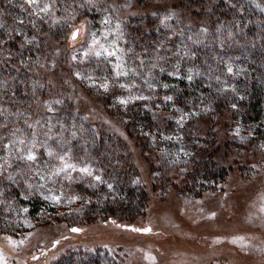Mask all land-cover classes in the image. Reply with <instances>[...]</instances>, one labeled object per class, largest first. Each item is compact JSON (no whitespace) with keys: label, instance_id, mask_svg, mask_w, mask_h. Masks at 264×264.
<instances>
[{"label":"rangeland","instance_id":"1","mask_svg":"<svg viewBox=\"0 0 264 264\" xmlns=\"http://www.w3.org/2000/svg\"><path fill=\"white\" fill-rule=\"evenodd\" d=\"M102 2L109 12L97 19L75 11L59 12L56 2L48 13H40L49 31L53 23H64L65 29L60 36L43 33L49 57L26 65L37 78L26 101L0 99V158L5 157L3 145L13 139L16 129L21 130L17 137L26 141L35 133L38 145L35 161L18 159L13 149L11 166L5 164L0 171V264H56L68 257L76 261L88 250L107 264H264V117L245 119L237 104L241 97L235 92L228 100L229 114L217 102L165 100L162 93L157 95L164 85L155 72L164 64L167 67L163 58L169 42H159L156 51L149 50L152 59L147 61L141 57V44L128 47L129 38H124L138 17H156L158 25L168 29V37L194 30L214 42L223 36L232 38V28L209 18L218 0H149L144 5L137 0ZM228 2L264 24V0ZM38 4L46 3L38 0ZM29 6L35 14L36 9ZM165 16L170 18L161 23ZM105 17L108 24L102 23ZM76 29L81 30L73 39ZM134 40L135 36L130 42ZM113 41L119 61L100 48L103 44L112 51ZM133 48L138 49L131 53ZM96 51L102 54L97 56ZM228 61L232 60H226L229 68ZM117 63L127 75H116ZM165 74L173 82L186 79L174 69H166ZM106 81L107 90L100 87ZM121 98L128 102L121 103ZM138 109L151 123L134 129ZM211 116L220 121V127L209 124ZM190 124L203 142H192L196 138L188 135ZM237 128L245 139L235 134ZM207 131L222 141L211 147H215L213 152L207 146L211 159L227 171L202 178L194 173L201 162L196 145L206 146ZM112 141L115 161L108 170L106 152ZM105 144L106 152L97 156ZM59 156L76 165V170L66 169L49 178L61 166ZM84 167L92 175L81 172ZM40 175L45 176L43 181ZM117 183L146 192V204L136 210L120 208L129 201L118 194ZM12 188L20 190L17 198L23 201L8 193ZM32 196L45 203L35 215L24 205ZM53 196L59 201L46 199Z\"/></svg>","mask_w":264,"mask_h":264},{"label":"trees","instance_id":"2","mask_svg":"<svg viewBox=\"0 0 264 264\" xmlns=\"http://www.w3.org/2000/svg\"><path fill=\"white\" fill-rule=\"evenodd\" d=\"M43 1L50 5L56 2L59 12L60 10L62 12L75 11L89 16L92 15L94 19L103 17L104 13L109 12V9L102 2L104 0H91V3H89V0ZM148 1L137 0L140 5H144ZM179 1L178 3H181L184 0ZM228 1L218 0L208 15L210 19L218 18L223 27L232 28L234 33L232 38L223 36L220 42L219 40L214 42L207 37H202L194 30H191V33H180L168 37V29H163L158 25V19L156 17L135 18V25L129 24L125 30L124 38L126 40L129 38L128 47L141 44L139 48L141 47L148 51L145 52L142 50L141 57L149 58L147 61L152 59V57H149V50L156 51L159 42H162V44L169 42L168 47L170 49L168 48L169 51L164 53L163 58L165 62H168L166 65L169 68L165 67L164 64L161 68L162 70H159V68L155 72V75L159 76L157 78H160L159 82L163 81L162 84L168 85V87L159 88L157 95L162 93V95L176 97L187 103H190V101L197 103L198 100L217 102L218 105H221V111L224 110V114H229L228 112L230 110L227 106L228 100L231 93L235 92L241 97V100L237 104L244 118L254 121L261 120L264 117V24L253 13L250 14L246 10H239L230 5ZM43 18H45L43 15H36L31 11L26 0H0V99L2 101L4 100V102L11 100L16 102L26 101L32 90L31 85H34V87L37 86L36 76L27 71L26 65L39 61L42 57H49L42 36L43 33L48 31L60 36L65 29L64 23H53L49 31L43 22ZM256 24H259L260 27ZM146 25H150L151 28H149L150 26L146 27ZM134 36L136 40L130 42L134 39ZM137 49H131V53ZM26 56L31 59L26 61ZM228 59H231L233 62L228 61L229 67L233 69L232 72H229L228 67L225 66L226 60ZM166 69L178 70L180 74L182 73L183 76H186V79H178L176 82H173L166 76ZM190 75L192 77L191 80L188 79ZM134 114L136 115L134 116V129L136 126L147 127L151 123L148 118H143L142 115L144 113L140 109L136 112L134 111ZM210 121L212 123L209 124L220 127V121L217 118L214 120L211 116ZM190 125L188 135L191 139L196 138L192 142H203L198 136L197 131L195 132L193 129V124ZM86 132L90 135V131L86 130ZM207 134L212 136V138L208 136L210 139L205 143L206 146L200 147L196 145L198 149H201L200 158L198 159L201 162L197 164L194 173L195 175H200L202 178L215 175L217 177L222 172L227 171L219 167L211 159L212 157L209 154L207 146L209 145L211 149L213 145L215 147L221 145L222 141L216 140L214 132L212 131H207ZM87 137L94 139L93 136V138L90 136ZM107 141L109 142V139ZM111 143L113 146H109L107 152L108 144H105L106 148H99L97 153V156L101 157V154L106 152L108 158L106 161L107 165L105 166L108 170L115 161V144L113 141ZM223 145H228V142H225ZM215 147L211 149V152L215 150ZM117 189L118 194H124L128 197V205H119L120 208H126V211L128 209L136 210L140 205L143 207L147 202L146 192L143 193V191L131 188L126 183L118 185ZM19 191L18 188H12L8 190V193L12 197H15V200L23 201L17 198ZM28 200V203L25 202L24 205L28 204L31 209L30 213L34 215L39 212V209H41L40 206L45 204L36 196H32ZM101 205H103V209L107 207L106 204ZM92 210H95L94 206ZM122 210L125 211V209ZM66 216L62 214V218H66ZM68 217H71L70 214ZM56 264L107 263L91 254L88 250L87 253H84L76 261L68 257Z\"/></svg>","mask_w":264,"mask_h":264},{"label":"snow or ice","instance_id":"3","mask_svg":"<svg viewBox=\"0 0 264 264\" xmlns=\"http://www.w3.org/2000/svg\"><path fill=\"white\" fill-rule=\"evenodd\" d=\"M26 2L29 4V5H32L35 9H36V12L35 14L36 15H39L40 13H48L50 11V8H51V5L50 4H44L43 7H39V4H38V0H26ZM89 3H91V0H89ZM81 7H83V5H81ZM170 17L169 16H165L162 20H161V23H164L165 20L169 19ZM102 23L104 24H108L109 23V18L108 17H105L104 20L102 21ZM83 27V26H81ZM120 25L119 23H117L116 25V28L119 29ZM81 29H76L75 31L72 32V38L75 39L78 35V33L80 32ZM35 39V38H33ZM98 41L97 39L95 38V34H93V40H92V44L95 45L97 44ZM113 50L112 51H109L107 48H105V46L103 44L100 45V48H102L104 50V52L107 53L108 56H116L117 60H121V57L117 55L116 51H115V48H116V45H115V41H113ZM97 56H100L102 53L100 51H96L95 53ZM76 57L73 56V59H75ZM116 69L118 70L116 72V75L117 76H120V75H127L128 73L125 71V72H121L119 71V69L122 68V64L121 63H117L115 65ZM228 71L229 72H232L233 69L231 67L228 68ZM77 76L80 75V73H76ZM188 79L191 80L192 77L191 75L188 76ZM108 83L107 81L103 84L100 85V87L104 88L105 90L108 89ZM121 87H128V85H121ZM149 87H154L153 85H149ZM165 88L168 87V85H164ZM134 99H148V97H132ZM165 100L167 101H171L173 99L172 96H166L164 97ZM128 101L121 98V103H124L126 104ZM57 103H59V101H57ZM233 107H235V105H233ZM183 119V117H181V120ZM21 130L20 129H16L15 131L12 132V137L13 139H9L8 140V143L7 144H4L3 147L6 151V155L5 157H2L0 158V161H3V163H0V171H3L4 170V167H5V164H7L9 167L11 166V164L9 163V158L11 157V155L13 154V149L15 150L16 153H19L18 155V159L20 160H24V161H27V162H32V161H35L37 159V155H36V152H35V149L36 147L38 146L37 143H36V140H35V133H33V139L31 141H26L24 138H21V137H17L16 133L17 132H20ZM235 134L241 139H245V137L243 136H240V129L237 128L235 130ZM249 135H251V133H249ZM28 144L29 146L25 149L21 146L25 145V144ZM264 146V145H262ZM48 155L51 156L53 155V151L52 150H48ZM67 155V154H65ZM58 159L61 161V166L60 167H57L55 168V170L52 172V173H49V178H51V176L53 175H60L61 173L65 172L66 169H72V170H76V165L74 164H69L67 162H65V156H59ZM81 172H85L87 173L88 175H92L91 171L89 168L87 167H84V168H81L80 169ZM67 178H71L70 175L67 177ZM8 179L9 180H12L13 177L11 174H9L8 176ZM40 179L43 181L45 179V176L44 175H40ZM95 179L99 180L100 177L97 176L95 177ZM109 187H111V185H108ZM28 187L29 188H32V185L31 184H28ZM40 187H43V185H40ZM47 198H51L55 201H59V197L58 196H53V197H46ZM76 197H73V199H75ZM262 210H264V208H262ZM24 211L26 212L27 209H24ZM137 231H148L149 229H136ZM73 231H79V229H73ZM239 239H243V238H239ZM9 240H11V238H9ZM3 261V256L2 254H0V262Z\"/></svg>","mask_w":264,"mask_h":264}]
</instances>
